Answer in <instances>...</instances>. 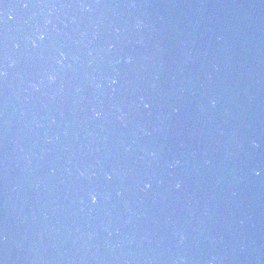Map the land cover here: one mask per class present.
I'll list each match as a JSON object with an SVG mask.
<instances>
[{
  "label": "water",
  "instance_id": "95a60500",
  "mask_svg": "<svg viewBox=\"0 0 264 264\" xmlns=\"http://www.w3.org/2000/svg\"><path fill=\"white\" fill-rule=\"evenodd\" d=\"M0 264H264V0H0Z\"/></svg>",
  "mask_w": 264,
  "mask_h": 264
},
{
  "label": "clouds",
  "instance_id": "9594fccd",
  "mask_svg": "<svg viewBox=\"0 0 264 264\" xmlns=\"http://www.w3.org/2000/svg\"><path fill=\"white\" fill-rule=\"evenodd\" d=\"M49 79H52V77H49ZM177 187H179V185H177ZM93 201H95V197H92Z\"/></svg>",
  "mask_w": 264,
  "mask_h": 264
}]
</instances>
